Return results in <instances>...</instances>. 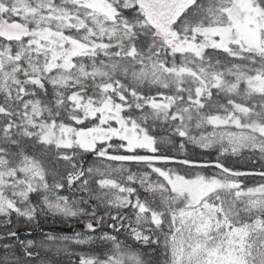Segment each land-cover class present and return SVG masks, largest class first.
Listing matches in <instances>:
<instances>
[{
  "label": "snow or ice",
  "instance_id": "snow-or-ice-1",
  "mask_svg": "<svg viewBox=\"0 0 264 264\" xmlns=\"http://www.w3.org/2000/svg\"><path fill=\"white\" fill-rule=\"evenodd\" d=\"M0 264H264V0H0Z\"/></svg>",
  "mask_w": 264,
  "mask_h": 264
},
{
  "label": "trees",
  "instance_id": "trees-1",
  "mask_svg": "<svg viewBox=\"0 0 264 264\" xmlns=\"http://www.w3.org/2000/svg\"><path fill=\"white\" fill-rule=\"evenodd\" d=\"M229 163H231V160H229ZM253 181H249V183H252ZM67 227V225H60V224H56V225H52V224H47L44 226V231L45 232H54L55 234H59V232L56 230V228H65ZM21 230H26L28 232L32 231L31 229L28 228H24L22 227ZM22 238L24 237V234H21ZM40 238V233L37 232L35 235H32L30 237V239H39ZM55 258V257H54Z\"/></svg>",
  "mask_w": 264,
  "mask_h": 264
},
{
  "label": "rangeland",
  "instance_id": "rangeland-1",
  "mask_svg": "<svg viewBox=\"0 0 264 264\" xmlns=\"http://www.w3.org/2000/svg\"><path fill=\"white\" fill-rule=\"evenodd\" d=\"M67 227H68V226H67ZM78 231H79V230H78ZM74 234H75V232H74V233H71V234H67V233H62V232H61V233H59L58 235H68V236H72V235H74ZM24 237L30 239L31 236H30V235H24Z\"/></svg>",
  "mask_w": 264,
  "mask_h": 264
},
{
  "label": "water",
  "instance_id": "water-1",
  "mask_svg": "<svg viewBox=\"0 0 264 264\" xmlns=\"http://www.w3.org/2000/svg\"><path fill=\"white\" fill-rule=\"evenodd\" d=\"M58 230H61V231H63V232H72L74 229H72V228H65V229H58Z\"/></svg>",
  "mask_w": 264,
  "mask_h": 264
}]
</instances>
